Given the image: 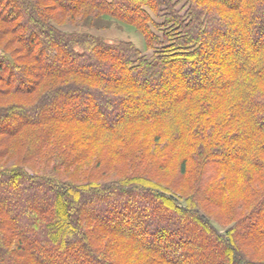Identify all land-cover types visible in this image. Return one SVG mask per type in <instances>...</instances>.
Listing matches in <instances>:
<instances>
[{"label": "trees", "instance_id": "obj_1", "mask_svg": "<svg viewBox=\"0 0 264 264\" xmlns=\"http://www.w3.org/2000/svg\"><path fill=\"white\" fill-rule=\"evenodd\" d=\"M255 2L0 0V264H186L170 249L193 243L192 227L207 251L191 264H264V228L247 230L264 223V24L246 45L238 30L207 28L244 25L254 14L242 7ZM105 19L140 32L151 55L130 39L59 28ZM111 67L125 79L105 77ZM157 73L182 89L160 110L103 114L100 89L145 105ZM165 211L188 228L162 226ZM48 248L67 256L52 261Z\"/></svg>", "mask_w": 264, "mask_h": 264}, {"label": "rangeland", "instance_id": "obj_2", "mask_svg": "<svg viewBox=\"0 0 264 264\" xmlns=\"http://www.w3.org/2000/svg\"><path fill=\"white\" fill-rule=\"evenodd\" d=\"M231 1L234 2L235 0H231ZM182 6H183V2L179 3L178 7L181 8ZM242 8H244V10L242 12L244 17H247L251 13L254 14L253 18L251 17L246 22H243L244 25H242L241 23H237V22L234 23L233 19L224 18L223 21H220L218 23H216L214 21H211L210 24H208L207 28H210V27H213V26H218V27H220V29L231 28L232 30H238L240 32L241 38L243 37V39L240 40L241 43L246 45L247 42H248L246 40V38L248 36L247 31H250V29H253V27L258 25V24H264V0H256V2L253 5L249 4V6H246V7L244 5ZM147 10L149 11L151 17L155 18L157 21L162 22L164 20V16L162 15V13L154 12L153 10H150V9H147ZM183 12H185V8H183L180 13L183 14ZM96 22H97L96 26L95 27H91V28H87V27L76 28L75 26H71V25H62V26H59V28H61L62 30H67V31H73L75 29H80L82 32H88V33H91V34H95V35L100 36V37H102L104 39H107V40L130 39V40H132L135 43V45H138V44L143 42L141 46H138V47L141 48L142 53L143 54L146 53L147 55H151V53L153 52L152 48H148V47L145 46V40H144L142 34L140 32H138V31H136L133 27L127 25L126 23L113 21V20L112 21L111 20L108 21L106 19H105V23L104 24L102 23L101 20H98ZM128 28H130L132 31L129 30ZM163 28H164L163 26H160L159 28H157V30L154 29V31L162 37L163 32H164L162 30ZM133 29H134V31H133ZM135 34L140 35L142 37L143 41L140 42L139 40L135 39V37H134ZM255 38H257L260 42H264V34H261V35L258 34ZM137 41L140 42V43H138ZM218 60L219 59H214L213 58V63L212 64L213 65L214 64H216V65L219 64L218 65L219 71H222L223 73H226L227 74V75H225L226 78L229 77L228 74L230 72L228 70V67L225 66V65H221L218 62ZM91 63L92 62H90V64ZM106 70L107 71H105V72L103 71L102 73L104 74L105 77L113 79L114 82H118L119 83V82H121L122 80L125 79L124 78L125 77L124 71L120 67H113V68L111 67V68L106 69ZM203 72H205V71H203ZM156 76H157V80L154 79L151 82L147 83L146 86H144V89H147L148 91H153L152 94L146 95L145 98H148L150 100V102H148L149 104L147 103L145 105H141L138 102H136L137 103L136 104L133 100H129V99H127V100L116 99L113 93L106 92L107 89H106V91L100 89L98 91V93L95 95V97H96L95 99H100V97H102L103 95L107 96L108 97V103H109V105H111V107H108V108H111L109 110L110 112L108 111V108H106L103 111L104 112L103 114L106 115V112H107V116H109L110 118H113V117L120 116L122 114L121 113L122 110L127 112V113H129V112H131V113H135V112L144 113V112H148V111L160 110L162 107L160 106V104L157 101L163 102V101H165L167 99L172 98V96H174L173 94L176 91H178V92L182 91V89H180L179 85H172V82H170L167 79H165V80L162 79V81H160L161 77L165 76V74L157 73ZM204 76H205V74L201 73L200 77H204ZM197 81H199V80H197ZM199 82H203V81L200 80ZM165 83L168 84V90L166 92H159L160 91L159 90V86H161V85H163ZM134 97H137V96L135 95ZM70 106L71 105H69L67 108L70 109ZM71 109H72V107H71ZM131 109H132V111H130ZM90 113H93V111H91ZM261 114H264V112L261 113ZM223 154L228 160L234 161L235 156L238 154V152H234V153L233 152H229L228 153V152L224 151L222 153V155ZM176 168H177V161L174 162L173 165L171 166L170 172H174L175 173ZM4 191H6V190L0 188V194L3 193ZM12 198L15 199V201L16 200L18 201L19 198L21 199V201H23L22 196L18 195V193H13ZM184 202L185 201L183 200V201H181L179 203L180 204H184ZM113 206L114 205H111V203L107 200V201H101L100 203H98L96 205L95 208H96L97 211H102V210H104L103 208H107V207L110 208V207H113ZM16 207L19 210H21V208H22V206L20 204H18V203H16ZM124 207H125V205H124ZM142 207L143 206H140L141 209H142ZM121 209H122V205L121 206L120 205L119 206H115V213H119L118 211H120ZM19 212H20L19 214H21V211H19ZM163 213L161 212L159 214H163ZM163 215H164L163 217L162 216L160 217L162 226H167V228L169 229L170 224L178 225L176 227H178V230L181 229V231H185L188 228V224L187 223L179 224L180 222L177 221L176 216L171 211H165V213ZM263 216H264V213H263ZM211 221H213L216 229L220 233H224L225 232V229L227 228V226L219 225L213 219ZM151 222L155 223L156 222V217L151 219ZM253 223L254 224L250 228H247V230L249 229V231H252V229H253L252 232H254V231H257L260 228H264V223L259 218H256ZM191 232H192V235L194 237L193 243L195 245H193V243L189 241V245H184L183 246L184 249H182L181 247H180L181 249L180 248L177 249L174 246L172 247L173 249H170L171 253L173 252V254H175V255L181 254L182 251L186 252V256H185V260H184V262L186 264H191L190 261L193 260L194 257L204 256L205 252L207 251V249H200V248H199V251H198V248H197L196 245L198 244L197 242H200V240H202V239L198 235V233L195 232V228L194 227H192ZM174 243H176V241H174V239H173V244ZM41 247H45V245H42ZM48 249H49L50 253L53 256L52 259H51L52 261L53 260H59L62 257L64 258V256H67V254L65 255L64 253L63 254H56L54 249H51V248H48ZM55 258H58V259H55ZM212 258H213L212 260H216L217 257L216 256H212ZM71 259L68 258V260L66 259L65 261L70 263V264H75L74 261H72ZM51 264H53V263H51Z\"/></svg>", "mask_w": 264, "mask_h": 264}, {"label": "crops", "instance_id": "obj_3", "mask_svg": "<svg viewBox=\"0 0 264 264\" xmlns=\"http://www.w3.org/2000/svg\"><path fill=\"white\" fill-rule=\"evenodd\" d=\"M128 29L131 30L130 28H128ZM131 31H132V30H131ZM133 31H134V29H133ZM134 37H135V39L139 40L140 42L143 41V40H142V37H141L140 35L135 34ZM137 42H138V41H137ZM140 42H138V43H140ZM142 43H143V42H142ZM142 43L138 44V46H141Z\"/></svg>", "mask_w": 264, "mask_h": 264}]
</instances>
